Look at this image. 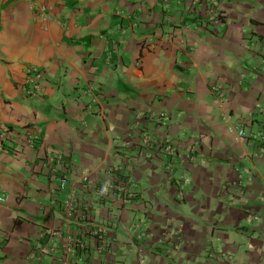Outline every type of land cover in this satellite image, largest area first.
<instances>
[{"label": "crops", "instance_id": "1", "mask_svg": "<svg viewBox=\"0 0 264 264\" xmlns=\"http://www.w3.org/2000/svg\"><path fill=\"white\" fill-rule=\"evenodd\" d=\"M43 1L0 0V264H264V0Z\"/></svg>", "mask_w": 264, "mask_h": 264}, {"label": "built area", "instance_id": "2", "mask_svg": "<svg viewBox=\"0 0 264 264\" xmlns=\"http://www.w3.org/2000/svg\"><path fill=\"white\" fill-rule=\"evenodd\" d=\"M2 1L8 2L10 0H2ZM26 1L31 8L37 9L38 11L43 12L42 18L44 20H48L50 18V16L47 13V5H45L43 0H26ZM214 6H215V21L221 22L222 18L224 16V12L221 8L217 7V5H214ZM28 72L29 73L34 72V75L32 77V81L35 84L34 87L36 89L40 88L39 80L42 79V77H43L42 73L39 72L38 69L35 67H30L28 69ZM213 88L215 90L218 89V84H214ZM163 116H164V114L162 112H160L159 113V120ZM223 118L225 120H229L230 115L224 114ZM228 131L231 134H235L238 138H241V139L247 140V139L251 138L250 134L243 127H240V126H235V125L230 124L228 126ZM8 132H9V128L4 123H1L0 124V148L3 146V142L7 138ZM252 137H259V139L264 142V136L261 134L257 135V136L252 135ZM34 139L36 140L37 136H35ZM30 143H31V141H30ZM157 147L162 148L167 154H173L174 155L177 153V143L172 138H170L169 136L166 135L165 138H162V139H158V138L153 139L148 134H146L144 136V147H143V149H141L140 154L143 156H146V157L150 156L155 152V149ZM190 151L193 152V147L191 148ZM191 152L187 153V156L189 158L192 157ZM49 153H50L51 167L53 170H56L55 161H57L59 164L61 162V155H60L59 151L56 149H55V152H54V150H51V152H49ZM117 172H118V170L116 167L109 168V170H108V175L110 176V180H108L109 182L108 181H106V182L102 181L101 182L103 187H106V185L108 184V188L113 189L112 194L116 197H118V196L116 195L114 189L121 190L119 187L122 185V181L120 183L118 181H116L117 176H118ZM84 179H86L90 183H98V180H95V179L89 180L88 176H84ZM67 184H68V178L63 177V179L61 180L60 186L64 187ZM106 189L107 188L100 189V192L102 195L107 194ZM122 196H120L118 198L120 204L127 202L129 199L127 194H125L123 197ZM1 199H2V195L0 194V200ZM65 207L68 209V214H70L72 212V208L74 207L72 199H69L66 201ZM47 233L53 234L56 236H61V232L59 229H53V230L48 229ZM95 236H96V240L101 243V245L98 246V250L99 251L104 250L106 248V243H104L105 242V229H103V227H99V230L97 232H95ZM81 246H84V244H81Z\"/></svg>", "mask_w": 264, "mask_h": 264}]
</instances>
